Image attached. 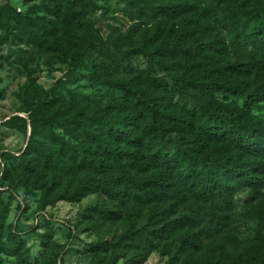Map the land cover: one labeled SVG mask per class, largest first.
Listing matches in <instances>:
<instances>
[{
    "label": "trees",
    "instance_id": "trees-1",
    "mask_svg": "<svg viewBox=\"0 0 264 264\" xmlns=\"http://www.w3.org/2000/svg\"><path fill=\"white\" fill-rule=\"evenodd\" d=\"M118 1L122 17L106 35L87 20L95 0H45L39 15L0 1V45L50 53L113 93L90 104L26 84L27 118L3 124L30 135L18 157L1 156V186L24 202L39 194L41 209L98 194L121 209L127 252L163 246L169 264H264V119L253 113L264 104V0ZM136 57L146 71L133 69ZM241 193L257 229L240 245ZM105 206L89 219L106 218ZM2 211L0 264H58L59 253L32 263L18 233L3 237Z\"/></svg>",
    "mask_w": 264,
    "mask_h": 264
},
{
    "label": "rangeland",
    "instance_id": "rangeland-1",
    "mask_svg": "<svg viewBox=\"0 0 264 264\" xmlns=\"http://www.w3.org/2000/svg\"><path fill=\"white\" fill-rule=\"evenodd\" d=\"M10 2L22 13L44 14L45 0L27 5L21 4L20 0ZM95 3L98 9L89 13L87 20L106 35L108 25L116 24L114 19L122 17L119 1L95 0ZM123 20L125 30L129 23L125 18ZM132 64L137 72L147 69V61L143 57L134 58ZM158 75L162 76L163 73L159 71ZM30 81L46 92L54 90L63 96L73 94L90 104L101 99V105H104L113 95L102 88L91 86L83 78L82 69H73L50 53L40 52L23 44L0 45V183L4 169L1 156L8 154L18 157L30 135L29 128L27 134H22L3 124L14 116L27 118L22 111V95L24 86ZM253 113L264 119V104L253 109ZM246 197L245 193L238 196L237 208L232 215V235L240 245L257 229L248 212ZM39 198L38 194L24 202L20 197L12 195L7 186L2 187L0 184V211L4 210L2 212L5 214L2 235L5 237L9 232L18 233L29 250L30 262L36 263L52 253H59L58 264H169L172 253L163 246L147 256L145 253L138 254L137 251L127 252L126 250L133 249L125 247L121 240L126 228L122 221L114 219L121 209L98 194H89L75 203L59 201L44 209L39 206ZM103 203L106 204L104 208L112 210V213L106 215V218L89 219L88 209ZM1 259L3 264H16L7 256H2Z\"/></svg>",
    "mask_w": 264,
    "mask_h": 264
}]
</instances>
